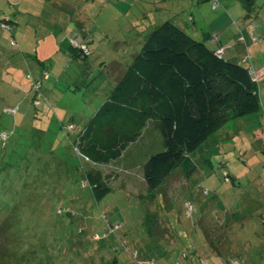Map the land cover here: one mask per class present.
Wrapping results in <instances>:
<instances>
[{
  "label": "rangeland",
  "instance_id": "obj_1",
  "mask_svg": "<svg viewBox=\"0 0 264 264\" xmlns=\"http://www.w3.org/2000/svg\"><path fill=\"white\" fill-rule=\"evenodd\" d=\"M10 1L0 0V22L15 20L14 33L0 28V264H177L179 258L188 264L178 249L187 247L189 255L191 248L199 251L207 225L214 260L264 264V195L259 192L264 189V120L257 113L221 125L191 152L195 168L184 172L186 178L173 183L176 169L153 192L143 175L149 155L162 150L153 122L124 157L110 164L89 161L76 144L114 89L107 78H117L119 68L132 64L155 17L163 12L158 23L170 18L202 40L208 21L224 11L213 9L218 0L191 8L180 7L190 0H160L158 10V0H55L68 8L53 5L58 9L50 19L54 35L36 33L21 12L28 4ZM237 1L249 17L247 23L234 18L230 26L238 38L232 43L235 53L243 60L261 54L264 60V46L255 47L260 38L251 32L257 29L256 15L264 18V6L253 9L251 2L264 0ZM207 6L213 15L198 21ZM149 7L153 10L145 13ZM193 7L196 22L189 21ZM42 16L49 23L50 16ZM72 38L86 43L88 57L74 55ZM211 43L217 46L212 37ZM39 67L41 94L36 83L27 82L32 68ZM254 76L258 81L256 71ZM89 173L111 187L102 199L92 191ZM189 201L192 212L185 207ZM195 262L212 264V258L198 252Z\"/></svg>",
  "mask_w": 264,
  "mask_h": 264
},
{
  "label": "trees",
  "instance_id": "obj_2",
  "mask_svg": "<svg viewBox=\"0 0 264 264\" xmlns=\"http://www.w3.org/2000/svg\"><path fill=\"white\" fill-rule=\"evenodd\" d=\"M157 20L155 17L145 34L143 49L133 56L132 64L118 69L120 75L112 93L76 139L81 155L97 164H110L121 158L153 122L162 150L152 152L144 163L143 175L150 192L180 167L191 172L195 168L191 152L221 125L255 115L262 107L258 81L248 67L217 56V49L173 20L158 24ZM10 23L15 24V20L5 18L0 28L14 33ZM74 43L70 48L74 55L88 57L91 50L86 43L77 39ZM217 44V48L223 47ZM88 179L97 199L111 191L99 174L89 173Z\"/></svg>",
  "mask_w": 264,
  "mask_h": 264
},
{
  "label": "crops",
  "instance_id": "obj_3",
  "mask_svg": "<svg viewBox=\"0 0 264 264\" xmlns=\"http://www.w3.org/2000/svg\"><path fill=\"white\" fill-rule=\"evenodd\" d=\"M11 1L13 3V0H11ZM11 1H10V4H11ZM16 1H17V3L20 1L19 4H21L22 6H23L24 3L28 4V6H26V9H22V11L20 9L18 11V13L22 12L24 15L27 14L31 18V20L35 24L36 33H39V30L41 29V30L45 31L47 34H53L54 35L53 29L50 28L49 26H51L50 19L52 20V18H54V16H53L54 12H58V9H56V6L59 7L61 10H63L65 7L68 8V5L59 6V4H57L56 2L54 3L55 0H16ZM47 1H49V2L53 1V4L52 3H47ZM116 1L118 3H121L120 0H116ZM190 1L191 2H190L189 5L187 3L184 4V5L181 4L180 7H190L191 8L192 6L196 5L195 4L196 2H197V4L200 5L204 1H210V0H190ZM249 1L250 0H247V3H249ZM148 3L152 5V3L150 1H148ZM159 3H160V0H158L157 4H155L157 6L156 10H158V8L160 7ZM251 3L255 4L254 7H251V8L254 9L255 7H257L259 9H263L264 3L263 4L260 3L262 6L259 3H257L256 1H254V2L252 1ZM53 5H56V6H53ZM247 5H245V6H247ZM214 6H216L215 9L223 8L224 11L222 13L216 15V17H214L213 19L208 21V23L206 25L207 31L204 32V35L201 36L202 40H199V41L206 42L207 45H209L212 49L216 50L217 46H215V45H213L211 43V37L213 35L214 36L218 35L220 37V43L225 47V50H224V58L225 59L235 61V62H237V63H239L241 65L243 64L244 66L248 67L250 70H253L254 73L256 71V74H257V76L259 78V80L257 82V87L260 90L259 91V97H261L260 101H261V104H262L261 110L256 115L261 116L262 119L264 120V60L261 59V57L263 55L258 54L256 59L254 57H252V59H251V56H249L248 58L245 57L244 60H243L238 55H236V53H235V48L236 47H235L234 44H232L238 38H237L236 32H233L230 29V26L234 22V18H239V20L242 19V21H244V23H247V21L245 20V17H249V14H248V11H247L248 8L247 9L243 8V11H242L241 2L240 1L238 2L237 0H225V1L218 0L213 5V9H214ZM180 7H178V8H180ZM204 9H206V11L202 15L200 13V19H198V21L202 20V18H204V17L208 18V17L212 16L213 13H214V11L211 10V8L209 6L204 7ZM204 9H203V11H204ZM152 10L153 9L149 7V8H147V12H145V13H149V12L151 13ZM193 10H194V12H193L192 15H190L189 21L194 20L196 22L197 21L196 20V16L198 14V11L194 7H193ZM200 10H201V8H200ZM44 13H47L50 16L48 18L49 23H45V19L46 18L44 16H42ZM2 14L4 15L5 11L2 12ZM260 14H261V12H259L258 15H256L257 19H259L256 22L257 27H255V28H257V29H255L254 31H251L253 35H254V33H256L258 35V38H260L258 43L255 44L256 48L264 46V44L263 45L261 44V40H262V38H264V18L261 19ZM40 17H42V20L39 21ZM164 17H165V14L163 12H161V16L158 15L157 18H158V20H162V19H164ZM169 19H166V20H163V21H167ZM158 20L155 23H158ZM163 21H161V22H163ZM161 22H159V23H161ZM186 24H189V23L186 22ZM180 26H182V25H180ZM64 30L66 31L65 33L68 34V29H64ZM245 32L248 33V31H246V30H245ZM72 40L74 41V39H72ZM250 40H251V38H250ZM226 47H227V49H226ZM40 71H41V67H39V69L38 68L37 69L36 68H32V72L30 73V77H28L29 79H27V82L29 81V83H32L34 85V82L40 77L39 76L40 73H41ZM107 79L109 80V82L111 84V88L113 86H115L114 83L116 82L117 78H115L113 76V80L110 79V78H107ZM108 94H109V92H108ZM260 124H262V122H260ZM125 152L123 153L122 157H124V155H126ZM184 172H185V170L183 168H181V167L178 168L176 174L172 175L171 181H173V183H176L179 180L180 176L186 178V175H184ZM174 177H176V178H174ZM183 181H185V180H183ZM169 182H170V180H169ZM207 192L210 193V190L208 189ZM259 192L263 193V195H264V189H260ZM259 204H261V201L258 202V205ZM185 207L187 208V204L185 205ZM188 212H189V210H188ZM207 226H205L204 230H203V232L205 233V236H206L207 239L205 240V239L202 238L203 243L201 244L202 247H201V249H199V251H198V248H195V250H193L191 248V255H189V253H187V250H186L187 247L178 249V251L180 252L179 257L184 255L188 259V264H195L196 263L195 260H197L198 252L205 253L207 256L211 257L212 258V264H223L222 262L214 260L213 257L210 255L211 251L209 250L207 244H208V241L210 240L211 233H210V228L207 227ZM164 230H165V228H163L162 231L160 229H158V231H159L161 236H163V234L165 233ZM228 230L229 229H226V232ZM167 233H169V230L167 231ZM171 241L173 242V240H171ZM247 259H249L248 255L245 256V259H244L245 262H247ZM178 261L179 262H177V264L178 263L187 264V261H181L180 262V258H179ZM153 262L154 261H151L150 263H153Z\"/></svg>",
  "mask_w": 264,
  "mask_h": 264
},
{
  "label": "built area",
  "instance_id": "obj_4",
  "mask_svg": "<svg viewBox=\"0 0 264 264\" xmlns=\"http://www.w3.org/2000/svg\"><path fill=\"white\" fill-rule=\"evenodd\" d=\"M212 40H213L214 43H216V44L219 43V37H218V36H214V37H212ZM223 54H224V47H219V48H217V50H216V55H217V56H222ZM250 73H251V75H252V78H253L254 80H257V79L255 78V76H254V71L251 70ZM47 77H48V75H47ZM34 87L37 88V89H40V88H41V81H40V80L36 81V84L34 85ZM70 127H72V125H71ZM263 172H264V169H263ZM188 209L190 210V212H192V205H191V203L188 204ZM232 262L235 263V264H237V263L239 262V259H232ZM180 264H181V263H180Z\"/></svg>",
  "mask_w": 264,
  "mask_h": 264
},
{
  "label": "clouds",
  "instance_id": "obj_5",
  "mask_svg": "<svg viewBox=\"0 0 264 264\" xmlns=\"http://www.w3.org/2000/svg\"><path fill=\"white\" fill-rule=\"evenodd\" d=\"M213 37V36H212ZM219 43H220V39H219ZM217 46L219 45V44H216ZM224 47V46H223ZM219 48V47H218ZM225 50V49H224ZM221 57H224V54L221 56ZM251 71V70H250ZM48 75V74H47ZM254 75H255V73H254ZM49 76V75H48ZM48 78V77H47ZM38 80H40L41 81V86H42V80L41 79H38ZM37 80V81H38ZM36 83V82H35ZM189 203H191L190 201H189ZM189 203H187V207H188V204ZM191 205H192V203H191ZM189 210V209H188ZM116 225V224H115Z\"/></svg>",
  "mask_w": 264,
  "mask_h": 264
}]
</instances>
